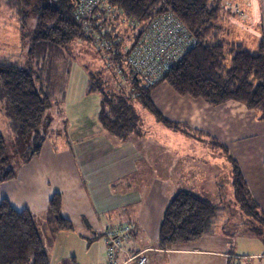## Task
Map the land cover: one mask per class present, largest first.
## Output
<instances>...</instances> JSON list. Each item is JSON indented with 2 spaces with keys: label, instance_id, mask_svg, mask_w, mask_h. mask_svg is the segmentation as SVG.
I'll use <instances>...</instances> for the list:
<instances>
[{
  "label": "trees",
  "instance_id": "trees-1",
  "mask_svg": "<svg viewBox=\"0 0 264 264\" xmlns=\"http://www.w3.org/2000/svg\"><path fill=\"white\" fill-rule=\"evenodd\" d=\"M108 2L119 8L133 24H127V30L123 29V32L118 31L119 24H92L95 31L99 29L96 36L85 32L83 25L76 20L73 0H3L17 17L27 48L26 59L21 64L9 57L0 59V99L6 106L9 124L16 131V141L23 145L19 160H13L7 156L0 135V183L13 179L16 170L40 152L47 136L45 126L50 122L47 111L51 104L48 89L37 72L38 65L49 67L53 55L61 54L74 40L90 42L105 63L109 58L115 68L122 69L121 75L132 86L126 92L115 81L117 91L104 89L103 81L87 72V92L100 95L98 121L103 129L120 140L142 133L133 101L166 127L192 133L186 126L169 120L156 106L152 92L159 84L167 85L176 95L202 100L211 106L238 102L257 112L259 119L264 121L263 35L254 51L223 38L220 25L214 23L221 9V0ZM30 10L35 13V24L27 31L24 27ZM166 11H171L183 23L194 38V45L158 74L152 83H142L135 76L128 77L124 64L128 53L126 46L136 43L148 20ZM102 27L105 30H100ZM99 40L106 42L105 50L97 46ZM108 69L116 74L113 67ZM45 72L48 74L49 71L45 69ZM19 145L16 143V150H20ZM232 165L234 196L240 209L254 219H262L240 169L236 162L232 161ZM262 165L264 169V162ZM215 214L216 206L208 200L188 190H178L169 198L162 213L157 229V247L165 249L198 240L210 230ZM69 230H72V224L61 214V198L57 193L48 200L43 218L26 208L17 210L2 198L0 264H49L45 241H51L57 231ZM261 234L264 236V232Z\"/></svg>",
  "mask_w": 264,
  "mask_h": 264
},
{
  "label": "crops",
  "instance_id": "crops-1",
  "mask_svg": "<svg viewBox=\"0 0 264 264\" xmlns=\"http://www.w3.org/2000/svg\"><path fill=\"white\" fill-rule=\"evenodd\" d=\"M165 96L169 99L166 105L163 102ZM152 98L169 120L192 131L185 134L164 125L171 134V140L199 143L209 149L208 156L215 159L200 160L207 153L200 155L198 151L192 154L193 151L184 148L176 149L177 145L169 150H157L155 147L154 150L141 149L140 153L147 160H137L138 166L147 165L161 176L157 178L153 173L147 185L143 186L145 191L142 190L139 196L135 192L136 187L131 192L133 178L124 174L135 166L122 159L116 160V163L109 161L105 166H99L98 159H91L81 165L75 157H92L96 150H79L77 154L72 150L73 146L69 149L65 145V135L57 133L53 140L45 139L40 152L21 165L13 179L0 183V187L4 186L9 192L8 197L1 196L0 200L5 198L15 209L26 208L33 215L43 218L48 200L57 193L61 198V214L71 222V231L85 240L86 237L92 240L97 235H103L106 253L105 238L109 227L114 230L129 226L128 235L125 239L121 238L120 248H115L112 257L108 256V264H137L135 255L139 253L146 258L144 264H241L240 261L254 264L252 261L255 258L259 259L256 264H264V252L255 249H248L247 253L240 251L243 247H237L231 233L236 223L228 219L232 208L240 209L234 196L232 161L240 169L252 199L257 201L253 189L263 188L264 193V186L259 185L264 184V121L259 119L257 112L238 102L228 101L211 106L202 100L176 95L165 84L154 88ZM158 101H161L165 113ZM141 134L125 140L115 139L98 121L92 130L70 135L73 141L82 144L81 147H99L96 145L98 139L108 144L117 141L122 145L125 141L135 142L134 137L141 146ZM127 154L124 153L123 158L129 157ZM119 155L116 156L122 158L121 153ZM210 166L217 170L212 171ZM88 171L97 173L95 181L86 180ZM147 172L151 173V169ZM137 178L140 174L134 179ZM169 181L174 185L167 184ZM181 189L193 192L216 206L213 225L194 242L158 248L156 236L162 213L169 198ZM227 190H230L229 196L221 194V191ZM256 205V211L264 216L259 208L261 204L257 202ZM60 233L62 231H57L51 241ZM249 237L253 239L252 235Z\"/></svg>",
  "mask_w": 264,
  "mask_h": 264
},
{
  "label": "rangeland",
  "instance_id": "rangeland-1",
  "mask_svg": "<svg viewBox=\"0 0 264 264\" xmlns=\"http://www.w3.org/2000/svg\"><path fill=\"white\" fill-rule=\"evenodd\" d=\"M220 5L221 9L214 23L220 25L223 31L222 37L232 42L241 43L248 50L254 51L262 36L260 1L221 0ZM235 9H237V12H235ZM27 15L24 29L28 31L32 29L35 24V13L30 10ZM118 24L119 32H123V29L127 30L125 27L127 23L118 22ZM19 25L15 13L5 6L3 0H0V59L9 57L16 61V63L21 64L26 59L27 41L22 35V30ZM101 29L102 28H100V30ZM87 30L90 31L89 28H87ZM98 31L99 29L96 31L91 30L90 32L97 35ZM124 32L127 33V31ZM99 42L106 44L105 41L99 40ZM51 60L52 62L49 64V67H41L39 64V71H37L41 77V81H43L48 89L49 101L51 104V108L47 111L50 116V122L49 124L47 123L48 127L45 126L47 134L46 140H53L52 137H56L57 133H61L64 134L67 139V144L65 145L69 149L73 146L72 150H75L77 154L79 150H85L86 152L90 149L96 150L92 157H75V160H79L81 165H84L85 162H90L91 159H98L97 163L99 166H105L109 161H114V163H116L115 161L119 159L123 161L127 160L126 162L128 165H133L135 168L133 170L131 169V171L127 169V172H124V174H128L129 177L133 178L132 184L130 185L131 192H134L133 188L136 187L135 192L140 196L142 195L141 191H145L143 186L147 185L153 173L157 178L161 176V174H156L155 170H152V168L147 165L141 164L138 166L139 163L136 162L137 160H147V157L142 156L143 154L140 153L141 149L154 150L155 147L157 150H169L171 148H176L177 145L176 149L184 148L193 151L192 154H196L198 151L200 155L207 153L205 157L200 160L212 161L215 159L214 157H209L208 153H210V150H207L199 143L171 140V134L168 128L164 125H160V127L158 123H155L152 115L136 101H133V106L137 113L139 127L143 132V134H141L143 138L141 146H139V142L136 141V137H134L132 139L135 142L132 140L125 141L122 145H119L117 141L108 144L98 139L96 145H99V147H90L87 145L81 147L82 144H77L75 140L73 141L72 136L77 135L79 131L92 130L94 125L96 123L98 124L100 103V95L97 92L87 93V72H92L100 81H103L104 89L108 88L109 90L112 89L117 91V84H119V86L121 85L123 89L128 92L132 89V86L126 80L125 76H117V74L114 75L112 71H108L110 70L108 68L113 66L110 63L104 62L101 53L99 51L97 53L90 42L74 40L67 44L66 49L61 54L53 55ZM45 69L49 71L48 74L45 72ZM127 72L130 73L129 70H127ZM127 76L130 77L129 75ZM43 77L45 79H43ZM168 101V97L165 96L163 98L165 105ZM159 106L165 113L162 105L160 104ZM184 106L185 105H183L182 108H184ZM5 107L6 106L0 99V135L4 139L7 148V156L18 161L22 153L23 145L20 141H16V131H14L9 124V118L6 114ZM188 111H192L189 106ZM70 134L73 135L71 136ZM132 136L133 135H129V137ZM16 143L18 145L21 144L19 145L21 146L19 148L20 150L15 149ZM117 150H120V152H117ZM135 151L138 153L135 154ZM123 152L126 154L128 153L127 155H129V157L124 155L125 158H123ZM119 153H121L122 158L116 156L119 155ZM136 168L140 174V178H137V180L134 179L139 175ZM150 169L151 173H148L147 171ZM210 169L212 171L217 170L212 166H210ZM96 174L95 171H88V173L85 174V178L88 182H93L96 179ZM167 184L174 185V182L169 181ZM259 185L262 187L264 186V184ZM253 192L256 195L257 201L255 202L261 204L259 208L264 212L263 188L262 190L261 188L253 189ZM223 193L229 196L230 190L226 192L221 191V194ZM1 196H9V192L6 191L4 186L0 187V197ZM232 202H235V200L232 199ZM231 211L228 215V219L236 223L231 233L237 242V247L239 249L243 247L240 251L242 253H247L248 249H255L264 252V249L261 250V247L264 246V236L261 234L264 232V216H261L262 219L257 220L243 213L241 209L235 210L232 208ZM110 228L111 227H109V230ZM110 232L112 231L110 230ZM250 235L253 236V239L249 237ZM102 238L103 235H97L96 238L92 240L87 239V237L85 240L76 236L74 231H62V233L56 236L55 240H47L44 243L49 258V264H100L102 262L108 264L109 259L105 252ZM72 260L74 262H72ZM258 260L259 259L255 258L252 262L256 264ZM240 262L241 264H246L244 261Z\"/></svg>",
  "mask_w": 264,
  "mask_h": 264
},
{
  "label": "built area",
  "instance_id": "built-area-1",
  "mask_svg": "<svg viewBox=\"0 0 264 264\" xmlns=\"http://www.w3.org/2000/svg\"><path fill=\"white\" fill-rule=\"evenodd\" d=\"M73 1L75 18L83 25L85 32L94 31L92 24H118V22L133 24L132 20L126 18L122 11L110 4L108 0ZM259 1L262 17V35L264 38V0ZM235 12H237V9H235ZM145 24L147 25L143 28L136 43L130 47L126 46L128 53L125 56L124 64L130 71V73L128 72L130 77L135 76L142 83H152L158 74L190 49L194 45L195 40L183 23L171 11L158 14ZM102 29L105 30L104 27ZM91 34L95 35V33ZM97 43V46H100L102 50L106 49V44L99 41ZM106 63H110L116 74L121 76L122 69L119 67L115 68L112 60L108 58ZM128 230L129 226H124L121 229L111 230L112 232L110 230L107 231L105 244L109 257H112L115 248H120L121 238H126ZM120 235L122 236L120 237ZM135 256L137 257V264H144L146 258L142 253Z\"/></svg>",
  "mask_w": 264,
  "mask_h": 264
}]
</instances>
